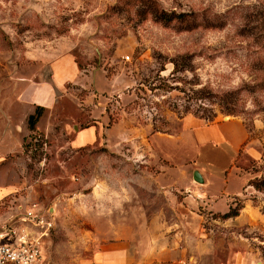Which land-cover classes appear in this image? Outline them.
Wrapping results in <instances>:
<instances>
[{"label": "rangeland", "instance_id": "1", "mask_svg": "<svg viewBox=\"0 0 264 264\" xmlns=\"http://www.w3.org/2000/svg\"><path fill=\"white\" fill-rule=\"evenodd\" d=\"M66 57L80 78L44 110L24 150L0 159V188L11 189H0V224L17 216L24 228L25 204L42 202L56 223L43 238L46 263L92 256L82 234L97 232L100 203L148 198L147 139L178 133L188 118L244 121L250 143L234 162L212 150L198 166L218 196L222 178L232 176L233 190L244 176L248 190L231 207L239 215L250 199L264 223V191L249 185L264 176V0H0V123L9 110L14 121L28 111L11 100L16 78L48 79L51 62ZM16 123L20 132L28 118ZM92 126L96 140L79 146L78 135ZM155 139L180 158L176 144ZM225 199L216 198V209H227ZM200 213L224 218L204 206ZM223 227L228 237L263 239L259 230Z\"/></svg>", "mask_w": 264, "mask_h": 264}, {"label": "crops", "instance_id": "2", "mask_svg": "<svg viewBox=\"0 0 264 264\" xmlns=\"http://www.w3.org/2000/svg\"><path fill=\"white\" fill-rule=\"evenodd\" d=\"M50 66L48 79L16 78L10 93L11 100L17 107L19 104L28 105V111L22 120L16 121L13 119L14 110L7 111L6 123H0V159L21 153L26 140L40 128L38 123L34 128H30L29 123H20L22 131L18 132L19 123L16 122L27 119L39 106L45 110L52 107L65 85L81 76L78 64L69 57L54 60ZM95 129V126L83 129L76 143L82 146L94 142ZM155 138L176 144L180 158H174L165 146H157ZM249 139L246 124L235 116L209 122L188 118L184 120L183 129L174 135L152 134L147 139L145 157L146 163L152 166V170L145 172L148 198L140 201L130 194L128 200L102 201L99 206L102 210L97 216V232L82 234L88 242L86 249L93 250V254L76 264H264L260 248L264 245L263 218L250 199L243 198L244 206L235 217L205 218L200 213L204 206L215 213L225 214L230 211L233 200L248 190L244 176L241 187L230 190L232 176L226 175L222 178L224 186L218 196L219 192L213 187L215 182L204 168L198 166L202 152H207L206 160H212L208 152L216 150L234 162L236 155L249 145ZM106 141L113 148L119 144L116 139L111 141L107 138ZM195 174L204 180L203 184L195 180ZM129 180L131 183L136 177ZM0 189L3 194L11 191L10 188ZM216 198H226V210L216 209ZM34 204L45 213V205L33 198L25 204V210ZM51 210L55 208L51 207ZM3 222L21 227L17 216H10ZM91 222L86 220L83 223ZM206 222L214 227H206ZM223 225L245 228L252 233L259 230L263 239L258 240L255 234L244 240L228 237L229 231ZM44 262L55 264L54 261L46 263L45 254Z\"/></svg>", "mask_w": 264, "mask_h": 264}, {"label": "built area", "instance_id": "3", "mask_svg": "<svg viewBox=\"0 0 264 264\" xmlns=\"http://www.w3.org/2000/svg\"><path fill=\"white\" fill-rule=\"evenodd\" d=\"M21 220L24 228L10 222L0 224V264H45L42 243L55 228L54 219L34 204Z\"/></svg>", "mask_w": 264, "mask_h": 264}, {"label": "trees", "instance_id": "4", "mask_svg": "<svg viewBox=\"0 0 264 264\" xmlns=\"http://www.w3.org/2000/svg\"><path fill=\"white\" fill-rule=\"evenodd\" d=\"M45 108L39 106L34 114L29 115L28 123L30 128H34L35 124L39 121L40 117L43 115ZM249 185L255 187L256 190L264 191V176L260 178H256L254 181H250ZM238 215V211H235L233 207H231L230 211L223 214L224 218H229L232 216Z\"/></svg>", "mask_w": 264, "mask_h": 264}, {"label": "water", "instance_id": "5", "mask_svg": "<svg viewBox=\"0 0 264 264\" xmlns=\"http://www.w3.org/2000/svg\"><path fill=\"white\" fill-rule=\"evenodd\" d=\"M198 173V172H197ZM195 180L197 181V182H199V183H204V180H202L199 176H198V174H195Z\"/></svg>", "mask_w": 264, "mask_h": 264}]
</instances>
